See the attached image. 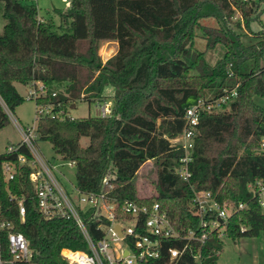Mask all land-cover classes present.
<instances>
[{
    "label": "trees",
    "instance_id": "1",
    "mask_svg": "<svg viewBox=\"0 0 264 264\" xmlns=\"http://www.w3.org/2000/svg\"><path fill=\"white\" fill-rule=\"evenodd\" d=\"M0 3V129L25 99L15 83H44L47 93L36 101L60 103L65 110L78 100L104 98L105 86H111L112 116L42 117L36 123L38 140L49 141L56 155L74 162L81 191H106L107 179L109 195L119 200L149 204L156 199L177 229L195 228L196 218L187 205L189 184L174 172L182 150L169 139L182 132L188 105L239 83L228 109L201 115L189 182L209 190L220 204H245L231 214L228 238L264 237V214L247 187L264 180V153L258 151L264 136V105L258 102L264 99V0H70L67 10L55 9L59 25L40 20L32 0ZM237 12L240 19L233 20ZM196 30L202 33L203 50L195 46ZM103 41L117 43L104 62L98 54ZM217 46L224 53L210 64L205 51ZM81 137L88 138L86 146L80 145ZM147 161L154 165L147 173L154 191L141 197L138 170ZM29 171L23 167L14 180L0 182L3 217L23 233L37 264H68L61 248L88 250L87 242L73 220L45 219L39 213ZM8 190L23 198V221ZM81 215L90 238H102L97 226L103 220L91 209ZM241 224L248 227L243 233ZM185 243L176 264H196L198 242L176 239L164 241L160 256L148 264H166L167 247ZM212 247L221 248L213 237L202 245L204 264L217 257L208 256Z\"/></svg>",
    "mask_w": 264,
    "mask_h": 264
},
{
    "label": "built area",
    "instance_id": "2",
    "mask_svg": "<svg viewBox=\"0 0 264 264\" xmlns=\"http://www.w3.org/2000/svg\"><path fill=\"white\" fill-rule=\"evenodd\" d=\"M36 3L37 0H32ZM66 8L70 7V0H62ZM246 1V0H244ZM228 76L233 73L227 70ZM239 83L225 86L216 95L197 98L184 110V126L182 132L170 138L171 146L182 150L179 163L174 167L178 177L189 184L191 195L188 199V209L196 218L195 228L186 231L177 229L170 220L167 212L162 210L158 201L152 199L149 204L138 203L130 199L119 200L109 195L112 189L107 179L103 185L105 191H81L75 183H70L69 194L59 177L66 178L64 170L74 168L73 161L62 160L60 156L48 159L38 145L36 123L42 117L74 119L68 110L60 103L37 102L47 93L44 83L36 81L30 87L26 98L35 102V123L31 127L22 128L17 124L20 141L8 144L0 156L9 158L0 159V182L8 183L14 180L23 167L30 169L28 179L31 183L33 196L39 213L45 219L63 218L73 220L83 234L88 250L63 247L60 255L68 264H148L158 258L163 242L169 239L198 242L193 258L196 264H204L202 245L210 238L217 243L227 237L229 218L233 212L245 207L240 203L237 206L229 202L220 204L209 190L195 189L189 182L191 171L189 164L192 160L194 138L198 129L200 117L204 113H213L225 110L237 96ZM52 96L56 93L52 92ZM94 116L106 118L112 116V100L110 98L95 99ZM73 106V107H71ZM75 103L69 108H74ZM259 152L264 153V136L259 141ZM251 190L264 214V180L256 179L249 182ZM9 199L14 200L20 219L24 220L25 207L23 198H17L8 190ZM93 210V216L102 219L97 226L103 232V237L93 241L86 229L81 212ZM248 229L241 224V233ZM182 247H167L168 260L166 264H176L178 258L186 249ZM221 248L212 247L208 256H218ZM0 264H37L33 260V251L23 233L14 229V224L5 219L0 202Z\"/></svg>",
    "mask_w": 264,
    "mask_h": 264
},
{
    "label": "rangeland",
    "instance_id": "3",
    "mask_svg": "<svg viewBox=\"0 0 264 264\" xmlns=\"http://www.w3.org/2000/svg\"><path fill=\"white\" fill-rule=\"evenodd\" d=\"M36 7L38 10V18L40 20H53L56 25L60 24V18L55 9H64V3L62 0H37ZM262 4H260V7ZM239 13H235L233 20H239ZM260 20L264 24V11L260 15ZM4 24L2 3H0V31ZM252 25L255 28H259L260 25L257 22H253ZM195 46L199 50L204 49V41L202 39V33L199 30L195 31ZM108 48H111L108 50ZM116 50V44L114 41H103L98 48V54L101 60L104 62L110 56L114 54ZM224 53V47L217 46L214 49L206 50V60L210 64H214L218 61ZM18 92L25 98L24 101L18 105L13 115L10 117L9 123L2 129H0V153L4 151L5 147L14 142L20 141V133L17 129V124L22 127H31L35 123V102L32 99H27L26 95L31 90L30 85H22L15 83ZM62 88L57 89L61 90ZM114 89L111 86H105L103 94L104 98H112ZM258 102L264 105V99H258ZM228 109V107L226 108ZM68 113L74 118H82L87 116H94V103L86 100H78L75 102L74 108H69ZM88 144L87 137L80 138V145L86 146ZM38 145L45 157L48 159L57 157L53 151L51 144L46 140H38ZM154 165L151 161L144 163L138 170L137 189L139 196H148L152 194L154 188L149 182L147 173L149 170H153ZM66 178L59 177L60 182L69 194H73L71 191L70 183H75L74 168L64 170ZM69 181V182H68ZM213 264H264V237L262 234L258 236L249 237L243 236L239 239L233 240L228 237H224L221 243V250L216 257Z\"/></svg>",
    "mask_w": 264,
    "mask_h": 264
},
{
    "label": "crops",
    "instance_id": "4",
    "mask_svg": "<svg viewBox=\"0 0 264 264\" xmlns=\"http://www.w3.org/2000/svg\"><path fill=\"white\" fill-rule=\"evenodd\" d=\"M63 2V1H62ZM68 8H66L65 6H64V9H61L62 11H65V10H67ZM115 42V41H114ZM115 44H116V49H117V43L115 42ZM111 48H108V50H110ZM116 51V50H115ZM115 53V52H114ZM109 86V85H108Z\"/></svg>",
    "mask_w": 264,
    "mask_h": 264
},
{
    "label": "water",
    "instance_id": "5",
    "mask_svg": "<svg viewBox=\"0 0 264 264\" xmlns=\"http://www.w3.org/2000/svg\"><path fill=\"white\" fill-rule=\"evenodd\" d=\"M71 107H73V106H71Z\"/></svg>",
    "mask_w": 264,
    "mask_h": 264
}]
</instances>
